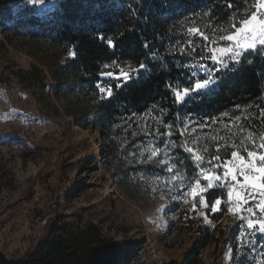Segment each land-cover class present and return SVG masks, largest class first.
I'll return each mask as SVG.
<instances>
[{"label": "trees", "instance_id": "obj_1", "mask_svg": "<svg viewBox=\"0 0 264 264\" xmlns=\"http://www.w3.org/2000/svg\"><path fill=\"white\" fill-rule=\"evenodd\" d=\"M254 4L255 0H62L47 21L24 14L20 27L42 39L43 49H31L30 54L44 67L34 64L23 80L30 87L34 83L46 87L49 74L65 113L75 124L101 133L105 165L122 180L153 174L158 185L179 180L190 190L202 177L200 167L209 164L198 165L184 150L185 142L204 160L217 155L226 160L232 151L246 154L245 148L264 151L258 147L264 136V48L244 54L240 63L230 62L226 69L207 60L219 86L180 103L175 97L176 90L193 87L198 74L202 76L194 61L204 54L209 57L203 49L234 31L232 24L240 26ZM190 28L200 29L208 40L199 44L190 39ZM181 46L189 51L182 52ZM141 63L146 68L128 81L101 75L107 71L118 75L121 68L132 72ZM100 82L111 86L110 98H102L96 88ZM169 128L171 135H162ZM156 146L157 157L149 160ZM168 164L174 166L171 173L166 171ZM205 195L209 202L226 198L217 188ZM206 212L221 220L227 206ZM85 213L56 217L34 251L13 259L0 253V264H117L118 244L104 232L99 216Z\"/></svg>", "mask_w": 264, "mask_h": 264}, {"label": "rangeland", "instance_id": "obj_2", "mask_svg": "<svg viewBox=\"0 0 264 264\" xmlns=\"http://www.w3.org/2000/svg\"><path fill=\"white\" fill-rule=\"evenodd\" d=\"M61 1L35 5L30 0H0V253L10 259L25 257L46 238L56 217L84 210L87 217L99 216L104 232L118 244L117 264H264V234L248 229L246 219H238L239 215L264 218V212L256 208L264 196L249 200L256 216L241 209L227 211L216 220L198 202L192 210L194 199L199 200V195L194 198L191 193L196 182L187 190L179 180L158 185L153 174L122 180L105 165L101 133L75 124L65 113L49 74L46 87L36 83L30 87L23 80L24 72L34 64L43 66L30 54L31 49H43L42 39L20 27L24 14L47 21ZM189 38L199 44L203 39L199 34ZM219 41L203 49L204 53L210 57L211 48L230 43ZM201 57L194 61L202 73L195 83L208 73L213 77L207 60L221 67L205 54ZM220 171L215 169V173ZM200 182L208 183L203 177ZM212 183L226 193L221 206L235 209V196L228 202L230 184Z\"/></svg>", "mask_w": 264, "mask_h": 264}, {"label": "snow or ice", "instance_id": "obj_3", "mask_svg": "<svg viewBox=\"0 0 264 264\" xmlns=\"http://www.w3.org/2000/svg\"><path fill=\"white\" fill-rule=\"evenodd\" d=\"M31 3L35 5H42L45 0H30ZM228 7H233L231 3ZM254 10H251L246 19H242L239 22V27L236 24H232V28L235 31L223 35L220 37L221 40L230 42L227 47H213L211 48V56L207 57L213 62L218 63L222 69H226L230 66L224 59L227 57L228 61L232 63H240L241 57L246 53L256 52L259 53L260 49L264 48V0H255ZM189 33L199 34L203 37L205 41L208 40V36L201 32L198 28H190ZM100 39H105L103 35L99 36ZM110 47H115L114 41L111 39L107 40ZM189 46L191 47L193 42L190 40ZM215 43V41H213ZM183 52L184 50L181 49ZM192 51H195V47H192ZM70 56H75V52H71ZM205 57H201L204 59ZM109 67L105 65V68ZM146 65L141 63L139 67L132 72H125L121 68L119 70V78L125 81L131 80L133 75H139L140 71L144 70ZM102 76L112 77L117 75L112 71L102 72ZM195 76V74H193ZM219 86V80L214 79L211 73L207 74V78L202 81L197 80L192 86L183 87L182 92L180 90L175 91L176 101L178 103L183 102L186 97L190 96L191 91L196 92L197 95L206 94L208 91L213 90L215 87ZM96 88L102 94V98H110L113 94L111 86L105 87L102 82L96 84ZM162 135H171V130L169 128L168 132ZM183 135V133H181ZM251 139V136H249ZM261 143L259 144V149L264 150V136L261 137ZM185 142L184 150L192 154V158L198 165L203 163V157L196 154V150L192 147L186 146ZM252 147L255 148V141L252 140ZM159 152V147L156 146L150 150L149 160L153 157H157ZM246 156L241 155L238 151L231 152V160H221L220 156L212 157V160L208 161L212 164V161H216L212 164L211 169H205L200 167L198 176H202L207 184L201 185L200 179H196V186L191 189L192 196L195 198L199 195V200L192 204V210H196L197 202L203 208H210L212 212L220 211V206L222 204L221 198H216L214 202H209L206 198L205 193L213 188L212 181H221L224 184H230L227 192L228 202L233 200L235 196L236 208L229 206L227 211L229 213L239 212L241 209L247 211L251 216H256V212L253 207L249 205V200H257V196H264V151L248 150L245 148ZM238 161L239 163H235ZM173 165L168 164L166 171L173 172ZM215 169H221L219 173H215ZM179 174L178 170L173 174L172 179L175 180L176 176ZM230 178V179H229ZM234 182V183H233ZM185 192H181V196H185ZM185 202H187L185 200ZM244 205H249L244 208ZM256 208L260 212H264V199L259 200L256 203ZM204 216L206 222H208L207 215L201 213ZM238 219L244 221L246 219V227L248 229H256L259 233L264 234V218L252 219L245 218L243 215H239Z\"/></svg>", "mask_w": 264, "mask_h": 264}]
</instances>
